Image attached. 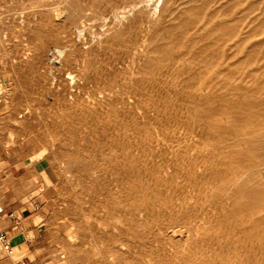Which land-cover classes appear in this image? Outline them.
Masks as SVG:
<instances>
[{
  "label": "rangeland",
  "instance_id": "rangeland-1",
  "mask_svg": "<svg viewBox=\"0 0 264 264\" xmlns=\"http://www.w3.org/2000/svg\"><path fill=\"white\" fill-rule=\"evenodd\" d=\"M165 2L162 0L155 15L152 0H98L90 9L79 0H0V107L4 111L0 151L3 156L16 153L19 161L25 160L17 176L26 172L34 194L45 197L49 205L51 226L57 233L52 255L55 264H200V259L214 258L204 253L192 257L188 242L197 226H205L217 211L221 213L218 190L204 183L201 186L214 190L216 197L213 192L201 196L202 187L193 199L183 202L170 193L165 196L152 179L171 175L175 157L167 155L168 164L160 173L140 172L139 166H155L165 155L150 158L130 152L132 119L119 101L129 91L126 78L137 49L150 50L152 56L163 44L174 50L172 44L177 42L172 39V28L181 26L188 11H202L203 7L207 19L200 28L208 27L206 21L213 19L230 29L229 36L239 33L234 44L251 35L247 42L264 51L260 48L264 35L259 30L264 29V0ZM65 7L64 18H57ZM22 30L24 35H20ZM200 42L208 44L213 39ZM231 42L227 48L234 54ZM93 51L102 52L101 58H92ZM54 57L59 61L55 66ZM237 58L239 65L246 61L242 64L246 72L254 70L244 54ZM195 131L188 133V138L194 136V143L188 138L180 143L163 138L167 146L160 137L154 145L159 150L167 146L168 151L190 143H198L200 148L202 139ZM5 173L11 176L0 160V175ZM168 184L181 186L172 179ZM194 197L205 212L194 207ZM193 212L205 214L207 222ZM208 213L210 218H206ZM201 229L198 227V234ZM190 257L196 261L188 262Z\"/></svg>",
  "mask_w": 264,
  "mask_h": 264
},
{
  "label": "bare ground",
  "instance_id": "bare-ground-1",
  "mask_svg": "<svg viewBox=\"0 0 264 264\" xmlns=\"http://www.w3.org/2000/svg\"><path fill=\"white\" fill-rule=\"evenodd\" d=\"M97 1L79 0L83 7L88 9L95 7ZM152 1L155 14L162 0ZM201 9L202 11L197 12L188 11L186 17L179 22L181 26L172 28L175 31L172 39L177 42L172 44L174 50H167L166 44H163L164 48L152 56L150 50L141 52L140 48L137 49V57L131 65L132 71L126 78L129 91L123 92L125 94L119 101L123 104V109H128L126 114L132 119L129 125L131 138L128 140L129 149L134 155L146 154L150 158H155L157 153L165 155H163L165 159L161 156L164 160L155 166L150 164L139 166L142 173H160L168 164L167 155L175 157L171 175L158 179L153 177L152 182L157 186L160 184L164 195L165 192L170 193L169 196L172 194L179 202L188 198L193 199L192 195L198 188L204 186H201L204 183L210 185V189L213 187L218 190L222 205H216L222 206V210L218 213L214 209L217 214L213 213L215 215L212 216L213 220L209 219L208 222L203 217L205 214L201 215L204 209L198 206V199L194 197L196 200V203H193L194 207L198 206L199 210H203L197 216L195 212L199 210L196 209L192 215L198 218L202 216L206 220L203 222L207 224L201 227L197 226L198 223L195 236L189 242H185L191 244L193 250L190 251L191 256L204 253L214 257L212 259L208 256L211 259L205 260L204 254L197 255L205 261L200 259L202 261L200 264H264V179H261L264 177V51L257 50L259 48L257 45L247 42L251 35L246 37L248 39H243V42L234 44V39L237 40L239 33L234 31L232 36H229L230 29L226 25L216 24L213 19L206 21L205 26L208 27L200 28L198 25L207 19L204 8ZM65 11L66 7L57 14V18H64ZM260 28H256L255 31L259 29L264 35L262 31L264 29ZM25 33L26 31L22 30L20 35ZM211 38L212 43L200 42ZM194 40L198 42L194 43ZM230 41L233 43L231 42L229 48L234 54L227 48ZM263 47L264 45L262 47L260 45V48ZM158 54H161L160 57ZM230 54L232 56H229ZM243 54L248 63L256 68L249 73L246 72L247 68L244 70L242 67L246 61L243 63L240 61L241 65L237 64L239 63L237 57ZM101 56L102 52L99 51L91 53L92 58L100 59ZM51 62L54 66L59 63L57 57ZM157 128L161 129V132ZM196 129L203 146L197 147L198 143L197 146L196 143L189 146L190 143L188 147L177 146L173 151L167 150L169 139L180 143L188 138V133ZM176 132L179 134L176 135ZM160 137L162 140L168 139L165 140L166 143L163 140L167 145L166 149L164 146L160 150L155 147L154 144ZM190 140L189 142H192ZM170 179L181 186L173 188L170 184L165 185ZM201 189V196L209 192L206 185ZM200 192L198 191L197 195ZM212 192L214 193V190ZM200 203V206L203 205V202ZM210 203L212 204V201ZM209 206L205 207L204 204L203 207ZM214 206L215 204L211 208ZM188 208L191 209L189 212L194 209ZM210 215L206 218H210ZM194 216L192 217L195 219ZM198 227L202 228L199 234ZM220 242L223 243L222 246ZM218 243L220 248L215 247ZM192 257L188 262L196 261L191 259Z\"/></svg>",
  "mask_w": 264,
  "mask_h": 264
},
{
  "label": "crops",
  "instance_id": "crops-1",
  "mask_svg": "<svg viewBox=\"0 0 264 264\" xmlns=\"http://www.w3.org/2000/svg\"><path fill=\"white\" fill-rule=\"evenodd\" d=\"M0 160L11 174L0 175V232L7 233L11 248L8 254L0 244V264H55L52 255L57 233L51 226L45 197L34 194L26 172L17 176L23 169V158L19 161L16 153L3 156L0 151Z\"/></svg>",
  "mask_w": 264,
  "mask_h": 264
},
{
  "label": "built area",
  "instance_id": "built-area-1",
  "mask_svg": "<svg viewBox=\"0 0 264 264\" xmlns=\"http://www.w3.org/2000/svg\"><path fill=\"white\" fill-rule=\"evenodd\" d=\"M4 115V111L1 109L0 107V118ZM3 214V209L0 206V216ZM10 216H13V214H11ZM0 244H2L3 249L5 250L6 253L10 254L11 253V248L9 245V241H8V237H7V233L4 232H0Z\"/></svg>",
  "mask_w": 264,
  "mask_h": 264
}]
</instances>
